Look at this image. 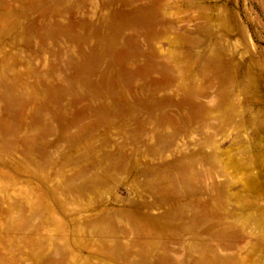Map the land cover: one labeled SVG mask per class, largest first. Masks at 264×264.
<instances>
[{
    "label": "rangeland",
    "instance_id": "374dc122",
    "mask_svg": "<svg viewBox=\"0 0 264 264\" xmlns=\"http://www.w3.org/2000/svg\"><path fill=\"white\" fill-rule=\"evenodd\" d=\"M0 264H264V0H0Z\"/></svg>",
    "mask_w": 264,
    "mask_h": 264
}]
</instances>
